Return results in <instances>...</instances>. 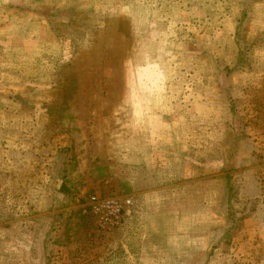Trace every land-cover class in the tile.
Segmentation results:
<instances>
[{"label": "rangeland", "instance_id": "374dc122", "mask_svg": "<svg viewBox=\"0 0 264 264\" xmlns=\"http://www.w3.org/2000/svg\"><path fill=\"white\" fill-rule=\"evenodd\" d=\"M0 264H264V0H0Z\"/></svg>", "mask_w": 264, "mask_h": 264}, {"label": "built area", "instance_id": "2783aa9c", "mask_svg": "<svg viewBox=\"0 0 264 264\" xmlns=\"http://www.w3.org/2000/svg\"><path fill=\"white\" fill-rule=\"evenodd\" d=\"M129 205L128 199L101 198L91 196L86 203V209L100 229H109L117 224L123 210Z\"/></svg>", "mask_w": 264, "mask_h": 264}]
</instances>
